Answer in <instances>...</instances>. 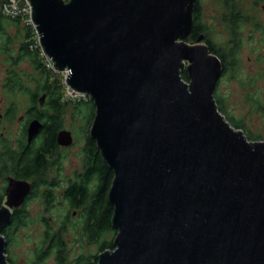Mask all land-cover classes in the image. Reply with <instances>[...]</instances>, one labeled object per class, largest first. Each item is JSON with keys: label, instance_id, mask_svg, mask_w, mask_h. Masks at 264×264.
<instances>
[{"label": "water", "instance_id": "95a60500", "mask_svg": "<svg viewBox=\"0 0 264 264\" xmlns=\"http://www.w3.org/2000/svg\"><path fill=\"white\" fill-rule=\"evenodd\" d=\"M30 2L45 55L92 101L89 136L113 171L114 249L97 263L264 264V142L218 111L221 63L202 36L185 42L195 0ZM41 128L31 122L28 140ZM28 190L8 184L0 264L2 231Z\"/></svg>", "mask_w": 264, "mask_h": 264}, {"label": "flooded vegetation", "instance_id": "af4514ba", "mask_svg": "<svg viewBox=\"0 0 264 264\" xmlns=\"http://www.w3.org/2000/svg\"><path fill=\"white\" fill-rule=\"evenodd\" d=\"M219 1L223 6V0ZM247 2L250 4L248 13L241 12L237 6L236 13L228 18L230 22L237 21L238 27L242 24L251 27L249 36L254 34L260 55L258 62L264 65V0ZM237 33L236 31L233 37L238 42ZM199 36L203 37L202 43L205 45L207 32ZM7 71L6 69L0 84V207L7 201L10 180L27 183L29 190L20 205L11 209V219H27L30 222L33 219L39 220L43 227L46 228L47 225L49 230V221L56 216L61 220L59 224L63 229L72 219H78L81 229L99 249L95 255L97 257L102 252L100 249L103 244V217H110L113 211L108 202L111 183L108 180L109 173L106 172L108 167L95 141L90 138L89 130L84 133L80 131L84 107L75 105L73 113L66 118L63 114L65 103L60 101V115L59 109L57 106L54 108V103L50 100V89L45 86L39 88L34 84L23 88L8 85ZM261 76L264 79V72ZM219 81L220 79L216 87ZM17 97L25 99L24 105L16 100ZM215 100L218 104V99ZM90 112L89 129L95 110ZM33 121H38L42 128L28 140V126ZM63 133L69 134L68 145L64 144L65 140L60 136ZM35 204L38 208L31 209ZM11 223L12 221L4 230L7 227L13 228ZM27 225L19 226L17 231ZM59 231L60 229L54 233ZM93 233L97 235L92 236Z\"/></svg>", "mask_w": 264, "mask_h": 264}, {"label": "rangeland", "instance_id": "374dc122", "mask_svg": "<svg viewBox=\"0 0 264 264\" xmlns=\"http://www.w3.org/2000/svg\"><path fill=\"white\" fill-rule=\"evenodd\" d=\"M199 3L202 12L201 19L207 28L208 38L218 51L227 49L231 41V34L225 22L226 12H224L220 1L199 0ZM236 4L239 6L241 12L248 13L250 4L247 0H237ZM20 28L24 30L26 27L25 25L23 27L20 25ZM250 29L251 27L249 25L242 24L239 26L237 33L238 48L235 50L236 66L233 68L229 66L225 70L224 75L220 78L215 88L214 96L219 100L218 105L223 109V115L231 118L235 122H239L243 126L241 131L245 133V136L251 138L248 141L264 142V79L261 76L264 72V65L258 62L260 58L259 51L257 50L258 45L255 42L254 34L252 33V37L249 36L251 33ZM9 32L16 34L17 29L15 23L9 24ZM35 50L38 52V49ZM38 56L42 69L51 75L50 80H57L64 87L62 97L65 96V74L56 72L55 70H49L46 68L44 57L40 54ZM5 58L6 56L0 55V84L3 82L6 69L9 68V63L4 61ZM187 65L188 63L185 62L184 68ZM16 70L35 77L27 62L20 64L16 67ZM23 78L28 82L27 77ZM16 100L21 105H24V98L17 97ZM250 100L255 103H251ZM63 102L67 104L63 114L68 118L73 113L72 109L76 104L66 100ZM83 111L85 112L80 121V131L84 133L89 130L91 112L85 108ZM37 208L38 205L35 204L31 209ZM60 221L57 216L51 222L49 221L50 230L48 231L54 233L60 229V236L62 235L63 242L66 246L67 256L65 264H72L76 259L82 264L92 263L93 256L99 252V249H97V246L89 240L81 229L78 219H72L65 225V229L60 227ZM45 231L46 228L43 227L42 222L33 219L29 225L18 230L13 235L12 240L7 243L5 251L6 257H9L14 264H57L53 251L43 261L37 263L34 261V250L40 245ZM114 237L115 230L113 229L104 238L106 239L105 243H113Z\"/></svg>", "mask_w": 264, "mask_h": 264}, {"label": "trees", "instance_id": "16d2710c", "mask_svg": "<svg viewBox=\"0 0 264 264\" xmlns=\"http://www.w3.org/2000/svg\"><path fill=\"white\" fill-rule=\"evenodd\" d=\"M7 1L8 0H0V55L6 56L4 61L6 63H9V68H7L8 73H7L6 82L8 83V85H11L14 87L21 86L22 88L30 84H34L35 86L39 88L41 86H45L47 89L51 90L52 93L48 90L52 94V98H50V100L54 103V108H56L55 106H57V108L59 109L58 113L61 115V112H60L61 107L59 104H60V101H62V93H63L64 87H62L61 84L57 80L51 81L50 80L51 75L42 69L41 63L38 60L39 59L38 55L39 54L41 55L40 51L38 50L37 52L35 49H31L30 44L26 42V40L29 37V30L27 28L23 30L22 28L23 30L22 31L20 28V25L22 26V24L19 20H12L10 18L3 16L1 6L3 3ZM223 8H224V12H226L225 21L227 23L228 29L231 34L230 44L228 45L227 49H222L221 51H218L217 49H215L213 43L208 38L207 41H205V45L208 48L209 52L215 55L220 61L221 67L223 69V75H224L225 70H227L229 66L230 67L232 66V68L236 66V55H235L236 51L235 50L238 48V43H237V40H235V38L233 37V35H235L236 31L238 32L239 27H238L237 21L230 22L228 18L231 14L236 13L237 11V5H236L235 0H223ZM201 14H202L201 6H199L198 0H196L194 3L193 12H192L191 35L185 40L186 43L194 44L200 34L202 33L206 34L207 28L202 22ZM13 23H15L16 25V29H17L16 34H12L9 32V24H13ZM236 27H238L237 30L235 29ZM23 62H27L30 65L32 73H34L35 77L33 75H26L23 72L16 70V67H18ZM23 77H27L28 82H26ZM181 77L185 82H188V76H187L186 71L181 72ZM215 98L216 97H214V99ZM251 103H255V102H251ZM75 104L77 106L84 107L88 111L95 110L94 106L92 107L93 104L90 99H88L87 101H79V102H76ZM65 105L67 104L65 103ZM216 105H217L218 111L223 115L224 111L221 108V106H219L217 102H216ZM224 118L230 124L232 128L236 130L243 129V126L239 122H235L229 117L224 116ZM246 138L251 139L249 138V136L248 137L246 136ZM104 170L105 169H103V173H104ZM107 171L109 173L108 180L111 183L112 181L110 179L113 180V171L109 170V168L108 170L106 169V172ZM103 200H104V197H103ZM112 215H113V211L111 213V216L108 217L109 219L108 218L104 219L103 217V220H102L103 226L101 229V233L103 235L102 236L103 244L100 249V251L102 252L105 250L114 249L113 243H105L106 239H104L109 232L113 231L111 227ZM11 221H12L11 224L13 225V228L7 227L6 230L2 231V235L6 239L7 243H9L12 240L13 235L16 233L17 228L19 226L27 225L30 222L27 219L16 220L15 218L11 219ZM48 230L49 229H47V225H46V231L44 232L42 241L40 245L36 247L34 250V261L35 263L39 261L40 262L43 261L44 258L48 256L51 253V251H53L55 254L56 260H57V264H65L67 255H66V249H65L66 246H65V243L63 242L62 235L60 236L59 232L56 234L53 232L50 233V231ZM93 234L91 235L92 236L97 235L96 233L94 235ZM51 240H53L52 243H51ZM96 259L97 257L93 256L92 263H89V264H98ZM7 261H8V264H14L9 257H7ZM72 264H82V263L78 262L76 259L75 262Z\"/></svg>", "mask_w": 264, "mask_h": 264}, {"label": "built area", "instance_id": "2783aa9c", "mask_svg": "<svg viewBox=\"0 0 264 264\" xmlns=\"http://www.w3.org/2000/svg\"><path fill=\"white\" fill-rule=\"evenodd\" d=\"M1 8H2L3 16L15 20L20 19L23 22L25 27L29 30L28 39L31 38L33 40V47L31 49H38L40 51L41 45L39 43V35L36 30V26L34 25L31 18L32 7L30 4V0H8L7 2L2 4ZM46 68H48L49 70H55L53 62L48 60L47 58H46ZM68 73L69 72L66 71L63 74H65V76L67 77ZM65 86H66V95L64 96V98L66 101L73 103L79 101H87L88 96L86 94L76 92L70 89L66 84Z\"/></svg>", "mask_w": 264, "mask_h": 264}, {"label": "bare ground", "instance_id": "6f19581e", "mask_svg": "<svg viewBox=\"0 0 264 264\" xmlns=\"http://www.w3.org/2000/svg\"><path fill=\"white\" fill-rule=\"evenodd\" d=\"M30 4H31V2H30ZM17 20H19V21L21 22L22 26H24L23 22H22L20 19H17ZM26 42L30 44V48L33 47V40H32L31 38H30V39H27ZM39 43H40V41H39ZM40 53H41V55L44 57V59H45V65H46V58H47L48 60H50V59L45 55V53H44L42 47H41ZM50 61H51V60H50ZM66 71H68V70H65V71L60 72V73H64V72H66ZM68 72H69V71H68ZM68 74H69V73H68ZM79 93H81V92H79ZM87 96H88V95H87ZM88 98H89V96H88ZM89 99H90V98H89ZM62 101H65L64 96L62 97Z\"/></svg>", "mask_w": 264, "mask_h": 264}]
</instances>
